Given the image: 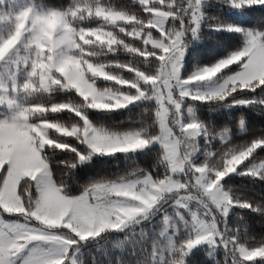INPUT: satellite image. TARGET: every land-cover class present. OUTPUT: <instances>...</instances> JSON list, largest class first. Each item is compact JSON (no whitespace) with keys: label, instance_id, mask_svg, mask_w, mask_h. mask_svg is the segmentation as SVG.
Returning <instances> with one entry per match:
<instances>
[{"label":"clouds","instance_id":"9594fccd","mask_svg":"<svg viewBox=\"0 0 264 264\" xmlns=\"http://www.w3.org/2000/svg\"><path fill=\"white\" fill-rule=\"evenodd\" d=\"M158 2L163 4L164 0H158ZM140 3L147 4L148 0H140ZM85 4L87 5L86 10L81 12L79 9L84 8ZM44 9L70 11L67 14L63 11H52L46 16L38 17L33 26L39 25V34L33 33L27 41L22 43L21 29L28 18L25 14L14 34L8 35L7 38H0L2 40L0 42V61L5 60L6 57L9 63L15 61L19 56L17 52L19 45L24 55L36 57L32 63V71L25 75L28 77L36 75L38 69L39 76V86L35 82H26L20 92L10 98L23 108V112L19 114V121L7 128L0 124V168H3L5 164L8 165L7 176L3 185L0 186V208L9 213H23L25 219L29 215L32 216L39 222L41 231L61 230V235L54 238L53 247L45 253L46 258L42 260V264H62V258L60 261L51 258L54 250L64 248L65 245H74L72 252L75 257L76 252L79 251V242L98 237L107 231H119L130 225H140L160 211L163 205L169 201L175 205L179 204L180 190L186 184V176L180 174L184 173L186 168H194L196 172L203 173L204 168H219L228 162L227 160L221 161L217 157L199 165L194 164L191 156L197 151L198 144L195 137L190 134L183 141L184 151L191 154L190 158L181 163L178 159L173 160L161 155L158 161L164 165L165 169L174 173V176L165 175L163 178H154L152 172L136 167L123 174L102 177L82 185V191L77 195L68 194L67 184L63 177H58L54 172L46 149L61 151L68 149L70 144L63 138L75 137L78 139L81 129L78 126V121L55 119L50 114L66 112L79 117L86 126L83 135L87 139H91L88 137L89 128L87 126L89 124L94 125L91 129L93 137L96 135V128L112 129L103 124H93L87 115V109L115 111L128 106L126 101H131L134 99L133 97L126 96L120 88L114 85L99 86L97 84L99 79L95 78L114 81L115 85H127L129 81L124 78L122 73L117 72L113 75L112 71L113 68L127 67L129 63L101 59V57L117 52V48L113 47L117 44L123 45L122 49L127 52L138 51L130 43L125 44L123 40L117 39L119 33L127 32L129 36L135 34L138 38L147 27L156 28L163 36V26L172 13L153 7V15L147 19L146 23H143V17L138 11H127L130 14H125V11L113 7L110 0H79V2L70 0V3L63 7L48 6ZM90 21H96V23L92 24ZM58 26L63 29L60 35L56 34ZM173 29L174 25L170 27V30ZM29 31L31 32V29ZM159 40L160 37L149 32L144 43H152L154 47H157ZM33 43L35 48L31 47ZM60 45L65 47L60 50L55 63L52 55H49L47 60L43 59L45 50L52 53L54 48H58ZM256 51L264 61V43L259 44ZM244 55L245 53L235 56L228 55L211 66L196 69L187 78L181 77L182 60L178 61L175 55L170 56L169 68L163 73L169 104L179 109L186 97L198 101H225L229 98L228 96L223 92L215 95V92L218 89L227 88L228 83L231 82L234 93L237 82L234 77L239 78V87L242 90L251 88L255 80L264 83V63L261 65L259 74L251 78L240 77L237 72L233 75H220L218 79H215L218 74L222 73V70L236 63ZM56 63L63 64L64 70L55 68ZM144 63H148L147 54H145ZM178 64L180 66L179 75L176 71ZM155 67L159 66L155 65ZM243 67L242 65L241 68ZM53 68L64 78L63 81L53 75ZM130 70L135 71L137 76L144 75L143 71ZM46 78L48 80L47 87L44 83ZM152 82L155 83V80ZM198 82H209V84H206L204 88L183 87V85H193ZM55 85L60 87L56 88ZM173 88L177 92L175 99H173ZM57 90L74 92L80 100L68 96L59 102L49 103L43 99L44 94H48L50 97L51 93ZM29 98H36V100L30 102ZM144 111L145 113L149 112L148 109ZM10 115L15 119L17 114L10 113ZM170 116L174 118L170 107L162 103L159 108L154 105L150 116L138 117L136 121L142 136L137 138L135 145L109 139L101 143L97 151L89 153V158L93 154L111 155L117 152H135L138 148L144 149L153 144L154 137L164 132ZM45 146L47 147L45 148ZM246 147L247 144L232 145V150L245 155L243 149ZM81 159L84 157L81 156ZM74 168L75 166L72 169ZM235 171L236 168L232 167L231 173ZM66 175L67 172L64 173V176ZM227 175V172H217L214 178L204 180L203 183L208 185L204 192L201 191L199 178L194 186L195 193L200 200L206 201L203 207H200L199 204L197 207L204 217L210 218H202L198 228L208 237H212L214 234H218L217 226L223 224L225 227L223 244H227L233 234V230L226 223L230 207L234 203L239 207H253L251 203L241 198L240 193L221 183V180ZM248 175H260L256 171L255 163L249 168ZM100 181L103 182L101 186L91 187ZM21 192L28 197L27 208ZM88 192L91 193V201L87 199ZM206 192H211L212 195H206ZM29 209H31L30 212ZM214 210L218 215H213ZM169 228L175 232L178 226L175 220L166 214L164 229L160 233L163 242L157 240L152 245L153 260L158 250L161 256L165 250H170L172 233L169 232ZM64 229L67 231H63ZM27 236L40 240L53 239L36 236L32 233L26 234ZM64 250L66 251V248ZM36 252L37 250L33 249L21 264H31L32 256ZM234 256L239 257L238 260H234V264H242L243 261H251L257 257L264 258V241L252 247L239 242ZM75 264H82V262H78L75 258Z\"/></svg>","mask_w":264,"mask_h":264},{"label":"snow or ice","instance_id":"6c2138e0","mask_svg":"<svg viewBox=\"0 0 264 264\" xmlns=\"http://www.w3.org/2000/svg\"><path fill=\"white\" fill-rule=\"evenodd\" d=\"M79 2V0H78ZM139 4L142 7V10L147 15L143 17V23L147 22V19L153 15V7H157L162 11L170 12V15L167 18L166 23L163 26V36L160 35V32L156 28H147L140 33V36L137 38L135 34L129 36L127 32L119 33L117 39L123 40L125 44H131L132 47L137 48L138 51L129 52L134 57L142 58V62L145 61V54H147L148 62L150 61L156 66L154 71L145 72L135 63H129L127 67H122L120 69L131 73L132 75L128 78H125L129 81L127 85H113L120 88L126 96L133 97L131 101H126V103L132 104L136 101L147 100L153 101L154 105L159 108L160 104H164L171 108L174 118L170 116L169 122L165 126L164 132L158 134L157 137H154L152 143H158L161 145L163 151L162 155L166 158H172L173 160H180L181 163L187 158H190L191 154L184 151V139L189 137L191 134L194 137H197L200 134L208 136V130L204 126L196 121H185L182 117L181 107L176 109L174 105L169 104L168 91L165 86V73L169 68V57L175 55L177 60L180 61L183 59L184 51L186 47V37L190 32L192 37L197 35L198 29L200 27V22L203 16V13L200 10L201 0H186V3H182L181 0H164L163 4H160L158 0H148L147 4ZM231 3L234 6H243V5H252V4H264V0H231ZM87 5L85 4L84 8H80L81 12L86 10ZM147 9V10H145ZM118 10V9H117ZM52 11H63L67 14L70 10H53V9H44L42 7H37L34 4H29L22 8L21 10L15 12L14 14L8 15V20L13 24V30L8 34L12 35L15 32L17 26L20 25L22 18L27 14V21L24 23L23 29H21V42H25L29 37L35 33L39 34V25H34V22L38 17L46 16ZM125 11V10H121ZM125 14H130L125 11ZM140 19V17H138ZM174 25V29L170 30V27ZM31 29V32L29 31ZM130 30V29H129ZM229 30L242 31L237 26H229ZM63 29L57 27L56 34L60 35ZM157 33V37H160L159 46L154 47L152 43H144V40L149 32ZM122 34V35H121ZM7 35V36H8ZM7 36L5 38H7ZM139 41L141 46H136L133 42ZM2 42V40H0ZM264 43V32L260 31H248L245 34V43L242 48L237 51L232 52L230 55L235 56L240 53H245L243 58L239 59L236 63L237 68L233 69L230 66L226 68L227 73L225 75H233L239 72L240 77H254L257 76L261 70V65L264 63L262 61L260 54L256 51V48L259 44ZM32 48H35V44L31 45ZM65 46L60 45L58 48H54L52 53H49L47 50L44 51L43 59L47 60L49 55L53 56V62L58 59L60 50ZM114 48L119 50L123 47L121 44L113 45ZM17 52L19 53L18 58L12 63L8 62L7 57L3 62L6 66L7 80L0 79V104H6L8 112L0 114V124H3L5 128L9 125L19 121V114L23 112V108L15 103L11 97H14L18 92H20L22 86L27 83L35 82L39 86V76L38 69L37 74L31 77L26 76L25 74L32 71V63L36 57L31 55H24L20 50L19 45L17 46ZM251 57V59H249ZM247 61V63H245ZM244 66L241 68V66ZM55 68H61L63 71L65 66L61 63H56ZM55 68L52 69L53 75L63 81V77L56 72ZM130 69H136L137 71H143L144 75L137 76L135 71ZM180 66L177 65V75H179ZM225 70V69H224ZM117 72L112 71V74L115 75ZM20 77H23L22 79ZM236 79L235 92L239 93L242 89L239 87V78ZM103 80L102 78H95ZM155 80V83L152 81ZM45 87L48 85L47 78L45 79ZM135 85V86H133ZM264 86V83H261L260 80H255L254 84L249 90H255L258 87ZM54 87L59 88V85ZM183 87H190V85H183ZM233 84L228 83L227 88L218 89L215 92V95H219L223 92L224 95L231 97L234 103L248 104L254 103L253 100H237L236 96H233ZM244 90V89H243ZM177 96L176 89L173 88V99ZM264 103V101H261ZM10 113H16V118L13 119V116ZM78 126L81 129V134L79 138H74L75 142L80 145H85L86 148L81 150L76 147L74 143H69L70 147L64 149L63 151L70 154V159L59 161L64 169L70 170L73 166L76 167L77 163L85 161L89 158V153L95 152L99 149L101 143L111 139L112 141H124L126 144L130 143L135 145L137 138L142 136V132L138 128H132L124 131H117L115 129H100L96 128V135L92 136L91 129L94 125L89 124L88 137L87 139L84 135L85 125L82 120H78ZM191 126V127H189ZM219 139L222 144L225 146L219 152H211L209 156L211 159H216L219 157L221 161L227 160L226 165H222L219 168H204L203 173L196 172L194 168L185 169L184 173H181V176H186L185 187L180 190V202L176 206L182 207L185 209H190V221H184V227L187 229V236L182 239L177 238L178 229L173 232V229L169 228V232L172 233L169 248L170 250H165L161 256L159 250L154 258L158 261V264H185V256L188 252L191 251L196 245L202 242H210L214 244H222L225 249L231 248V253L234 256L237 249V244L239 243L238 236L235 232L232 234V239L229 240L227 244H223L224 240L223 233L225 227L222 225L217 226V233L212 237H208L206 233L199 230L198 225L200 224L202 218L210 219L209 217H204V214L201 213L197 207L199 204L200 207H203L206 201H201L199 196L195 193V188L197 184V179H200L201 182V191L204 192L208 185L204 184V180H209V178H214L217 172L227 174L231 173V168L235 167L236 171L240 168L241 165L248 161L252 157L253 153L257 148L264 147V136L255 138L251 143L247 144V147L243 149L245 155H241L239 152H233L232 145L227 143L228 137L226 134H218ZM38 146V145H37ZM47 146H45L46 148ZM75 149V151H73ZM137 150H140L139 148ZM74 154V155H73ZM81 156L84 159H81ZM255 163L256 171L260 173L257 175L259 177L264 176V161L259 160L258 162H253L250 165L244 167L242 175H248L249 168ZM8 173V165L5 164L3 168H0V186L3 185L4 179ZM153 175V174H152ZM165 175H175L174 173L169 172L167 169L163 174L153 175L154 178L161 177ZM102 181L97 182L91 185L92 188H96L102 185ZM35 192L33 191V195ZM206 195H212L211 192H206ZM21 195L25 201V207H28V197L21 192ZM87 199L91 201V193H87ZM234 206H239L233 204L230 209ZM229 209V210H230ZM31 209H29V212ZM213 215H218L215 210ZM13 217L12 219H6L5 217ZM183 219V218H182ZM63 231H67L64 229ZM238 231V230H237ZM32 233L36 236H46L49 240H40L32 239L31 236L26 234ZM61 235V230H48L41 231L39 222L36 221L32 216H28L27 219L24 218L23 213H9L5 212L0 208V264H21L29 253L36 249L37 252L32 256L31 264H42V260L45 257V253L51 249L55 243L54 238ZM26 237V238H22ZM73 247L74 245H65L64 248L56 249L52 252V259L60 261L62 258V264H75V257L73 256ZM66 248V251L64 250ZM235 257V256H234ZM235 260V259H234ZM234 264V261H233Z\"/></svg>","mask_w":264,"mask_h":264},{"label":"trees","instance_id":"16d2710c","mask_svg":"<svg viewBox=\"0 0 264 264\" xmlns=\"http://www.w3.org/2000/svg\"><path fill=\"white\" fill-rule=\"evenodd\" d=\"M35 1L43 3L46 7H63L70 3V0ZM230 1L209 0L203 5L204 26L200 33V42L194 44L190 49L196 54L194 58L186 59L187 68L184 70V76H188L195 68L211 66L242 48L245 43L244 32L246 30L264 32V5L243 6L246 16L241 20L227 12V7L231 4ZM110 2L118 10L138 11L142 17L147 15L143 12L138 0H110ZM95 23L92 22V24ZM227 25H240L243 27V32L225 29L224 26ZM215 27L223 28L216 30ZM133 43L138 47L141 46L139 41ZM187 56L189 57L190 54ZM101 59L135 63L145 72L155 70L153 63L150 61L144 63L142 58L134 57L122 48L115 53H108ZM230 67L236 69L237 65L233 64ZM113 71L122 73L125 78L132 75L120 68H113ZM222 73L226 74L227 70H223ZM107 83L99 81L98 85L104 86ZM68 96L80 100L74 92L60 90L51 93L50 97L48 94H44L43 99L49 103L59 102ZM233 96H236L237 100H254L255 102L240 105L234 103L231 97L225 101H197V119L204 124L211 136L209 147L211 152L223 149L225 145L217 138L218 134L226 130L230 131L227 143L231 145L249 144L253 139L264 136V103H261L264 101V86L258 87L254 91L244 89L239 93H233ZM153 107V101H146L115 111L100 112L88 109L87 115L93 124H103L115 130H129L139 127V124L136 123L138 117L150 116ZM145 109H148L149 112L145 113ZM50 115L64 121L79 120V117L66 112ZM241 122L245 124L244 132L240 130ZM63 139L66 142L74 143L81 150L86 148L85 145L75 142L74 138ZM162 151L159 145H152L141 152H119L112 156L95 157L89 161L77 163L74 169L66 170L58 162L70 159V154L59 149H46L54 172L58 177H63L67 184L66 191L70 195L79 194L82 191V185L91 181L102 177H114L136 167L147 169L154 176L163 174L164 165L158 162ZM261 159H264V147L257 148L252 157L238 168L236 174L223 179L225 187H231L241 194L242 199L253 205L252 208L235 206L232 212L233 216L227 222V226L237 234L239 242L249 247L257 246L261 241H264V178L242 175L241 173L245 166ZM208 160H211V157ZM65 172H67L66 176H64ZM162 218V215H152L150 220L136 225L135 234L132 236H130V230L124 228L119 231H107L98 237L79 242L81 253L78 262H82V264H158V261L153 260L151 251L153 243L159 240L158 236L163 229ZM222 254L223 252L218 254L219 257L214 258L208 255L205 249L195 250L185 257V264H224L221 261ZM246 264H264V258L247 261Z\"/></svg>","mask_w":264,"mask_h":264},{"label":"rangeland","instance_id":"374dc122","mask_svg":"<svg viewBox=\"0 0 264 264\" xmlns=\"http://www.w3.org/2000/svg\"><path fill=\"white\" fill-rule=\"evenodd\" d=\"M181 2L182 3H186V0H181ZM208 2H209V0H201V2H200V10H201V12L203 10V8H202L203 5L205 3H208ZM29 4H34L35 6L42 7V8L46 7V6H44L43 3H37L35 0H0V38H5L13 30V24L11 22H9L8 15L9 14H14L15 12L21 10L22 8H24L25 6H27ZM254 5L262 6L264 4H254ZM243 6H247V5L245 4ZM243 6H234L231 3L227 7V12L230 13V14H233V15L239 17L241 20H243V19H245V16H246V13H245V11L243 9ZM92 22H96V21H90V23H92ZM203 26H204V15L202 16V19H201V22H200V27L198 29L197 35L195 37H192L191 33L189 32L187 37H186V47H185L184 56H183V59H182V67H181V77L182 78H187L189 75L192 74V73H190L188 76H184V70L187 68L186 67V59L187 58H191L192 59V58L195 57V54H196L195 51H193V50L191 51L190 49H191V47L194 44L200 42V33L202 31ZM229 26H237L240 29H242V31H238V32H243V27L240 26V25H227V26H224V28L225 29H229ZM221 28H223V27H215L214 29L218 30V29H221ZM248 31H252V30H246V32H248ZM246 32H244V37H245ZM253 32H256V31H253ZM153 34L157 35L155 31H154ZM189 54H190V56L188 57L187 55H189ZM198 68H201V67H198ZM198 68H195L193 71H195ZM222 72H223V70H222ZM220 75H223V73L218 74V77L215 78V79H218ZM7 78H8V75H7L6 66H5V64L3 62H0V79L7 80ZM20 78L22 79L23 77H20ZM99 81H105V80H98L97 84H98ZM106 82H108V83L104 84V86L113 85V82H110V81H106ZM206 84H209V82H198L196 84L190 85V87H192L193 89H195L197 87L204 88ZM34 100H36V98H29L30 102H35ZM146 101L147 100L136 101V102H134L132 104H129L127 107L135 105V104H139V103H142V102H146ZM197 101L198 100H192L191 98H187V97L183 100L182 105H181V113H182L183 119L186 122L187 121H191V120H196V121L200 122L197 119V113H196ZM236 104H240V103H236ZM248 104H250V103H248ZM248 104H240V105H248ZM124 108H126V107H124ZM98 111L102 112L101 110H98ZM6 112H8L6 104H0V114H4ZM200 123L204 126V124L202 122H200ZM204 128H205V126H204ZM240 130L242 132H244V130H245L244 122H241ZM221 134H226L227 137L229 138L230 131L226 130V131H224ZM210 137H211L210 135L205 136L204 134H200V135H198L197 137L194 138L195 141L198 144L197 151L191 156V160H192V162L194 164H197V165L202 164L205 161H208V158H210V156H209V153L211 152V150L209 148L210 147ZM217 139H219V136H218ZM152 145H159V144L158 143H153V144H150L149 146L145 147L144 149L136 150L135 152L145 151L148 147H150ZM159 146L161 147V145H159ZM161 149H162V147H161ZM135 152H128V153H135ZM117 153H119V152H117ZM112 155H114V154H111V155L93 154L88 160H85L83 162L89 161V160H91V159H93L95 157H99V156H112ZM80 163H82V162H80ZM237 171H238V169H237ZM237 171L228 174L223 179H225L226 177H228L230 175L236 174ZM223 179L221 180L222 184H223ZM234 207H232L229 210L228 215L226 217V223L228 222L229 218L231 216H233L232 212H233ZM166 214L169 215L170 217H172L175 220V222H176V224L178 226L177 238L178 239L185 238L187 236V229L184 227V221H190V212H189V210L185 209V208H182V207H178L175 204H173L171 201H169L168 203L164 204L162 209L155 213V215H162L163 216V218H162L163 229H164V216ZM181 217H183V219H181ZM5 218L6 219H12L13 217L6 216ZM148 220H150V219H148ZM148 220H145V221H148ZM222 226H224V225L222 224ZM135 227H136V225H130L129 227H127V229H129L130 232H131L130 236L135 234V232H134ZM158 239L161 242H163V237H161L160 234L158 236ZM82 242H84V241H82ZM121 244H122V242H121ZM199 249H205L207 251V254L210 255V256H213L214 258H216V256L219 257L218 254L223 252L221 261L224 262V264H231V263H233L234 259L235 260L239 259L238 256L234 257L232 255L230 247L228 249H225V247L222 244H219V243H215L214 244V243H210V242H207V241L196 245L193 249H191L190 252L187 253V255H189L193 251L199 250ZM80 253L81 252H80V249H79V251L76 252V254H75V258L77 260H78V257L80 255ZM256 259H260V258L257 257ZM256 259H254V260H256ZM246 263H247V261H243L242 262V264H246Z\"/></svg>","mask_w":264,"mask_h":264}]
</instances>
